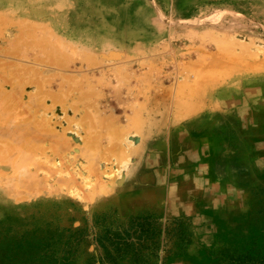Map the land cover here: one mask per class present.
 Here are the masks:
<instances>
[{"label":"rangeland","instance_id":"obj_1","mask_svg":"<svg viewBox=\"0 0 264 264\" xmlns=\"http://www.w3.org/2000/svg\"><path fill=\"white\" fill-rule=\"evenodd\" d=\"M186 2L156 1L153 35L115 42L99 38L102 19L77 21L67 0H0V51L28 66L16 76H83L112 96L102 104L120 124L138 122L127 163L105 140L99 158L75 149L58 166L42 153L1 156L0 264H264V0ZM36 28L75 52L69 65L11 49L13 35L25 44ZM111 52L122 56L103 57ZM16 104L10 119L34 123Z\"/></svg>","mask_w":264,"mask_h":264},{"label":"bare ground","instance_id":"obj_2","mask_svg":"<svg viewBox=\"0 0 264 264\" xmlns=\"http://www.w3.org/2000/svg\"><path fill=\"white\" fill-rule=\"evenodd\" d=\"M1 25L2 24H0V26ZM40 32H42V34H43V31L40 30ZM1 33H2V30L0 28V45L6 43V40H4V39L7 37L5 35L6 37L3 36V38L4 37L5 38L2 39ZM27 35L29 36V34H27ZM31 35H34V33L30 34V36ZM43 37H45V35ZM46 37H48V36H46ZM9 40L10 39H8V41ZM49 41H50V38H49ZM45 42H46V40H45ZM48 42H46V43H48ZM10 43H11V49L13 51H19V52L24 53L25 51H27V52L28 51H30V52L34 51V49H35L30 42L25 41V44H23L24 39L21 37L20 34L18 35V32L16 35L12 36ZM52 44H53V42H52ZM60 44H61V42H60ZM60 44H59V49L61 51V46L63 45V47H64V44H61V46H60ZM30 47H31V50H30ZM40 49H43V47L42 48L40 47ZM45 49L50 50L48 48H45ZM45 49H44V51H45ZM53 51H55V49ZM57 51H58L57 55L59 57V54H60L59 50H57ZM64 51H62V52H64ZM27 52H25V53H27ZM50 53L53 54L54 52L50 51ZM74 53L75 52H73V54ZM83 53H84V51H83ZM4 54H6V53L4 52ZM63 54L64 53L60 54V57H63ZM57 55H55V56L57 57ZM0 56L4 57L3 53H1V51H0ZM49 56H50V54L49 55L47 54V57H45V59L44 58L43 59L47 60V58L49 59ZM64 56H65L64 58L67 60V62L62 61L60 59L56 60L57 59L56 58V59H51L53 61L56 60L52 64L55 63L57 66H59V65L61 66V64H65V66L67 64L69 65V63H71V62H68L69 57L67 58L66 55H64ZM86 56L91 58L90 54L86 55ZM52 57H54V56H52ZM92 57H94V56H92ZM11 59L12 58H10V57L9 58L4 57L2 62H0V66L2 64V66L0 67V76H3V78L0 77V142H1V140H3V141L5 140L9 143V145L11 143L12 146L10 147L7 145L8 143L6 144L3 142L4 145H7L8 148L7 147L0 148V157L3 155V157L5 158V156L8 154L9 155L10 154L15 155V154L28 153V152L30 154L34 153L35 155L42 153L41 155L42 156L44 155V157L42 158V162L44 164H49L50 161L52 159H54L52 166H58L60 164V163H58V160H60V159L56 158V157L59 156V154H61V153H63L62 154L63 157H66L68 155L72 156L73 154H71V153L73 151L75 152L78 150H81L84 153H88V151L92 147L91 149L92 150L94 149V151H90V152H92V153L94 152V154H93V158H94L95 157L94 155L95 154L98 155V153H100V151L96 152L95 148H93V147H96V146L98 147V145L100 147V146L104 145L101 142L102 140L106 141V145L102 146V148L104 149V150L103 149L102 150L104 152L106 151V152H108V154L111 153L110 155H114V156H118V157L121 156V158L119 157L118 162H119V160H122L125 162L126 156L130 155L131 153L134 154V152H132L133 148H131V140L133 141V139L131 138V140H130L129 134L134 132V130L136 128L135 124H137L138 122H136V121H135L136 123L133 122L134 118H136V117H134L133 120H130V122L127 124H124V125L120 124L119 118L113 116L110 113V111L108 113L107 105L102 104V101H108V99H110L112 96L110 97V95H108V93L101 92V88L99 85H98V87H96V85L94 86L93 83L90 81V79L88 80V78H85V77L83 78V76L76 77V78L65 77L66 80H62V78H59V81L57 79L58 77L56 78L55 75L51 76V77H48V76L44 77V76H38L37 74H35V76H34V73H37V72H36V70H34V69H36V67H33V66H32L33 68L30 67L31 71H33V70L35 71V72L34 71L32 72L33 74L28 73V75H24V76H18L19 75L18 74L16 76V74H14V73H16L15 70H17V68H18V70L20 71L21 69H19V68H21L22 64L15 61L17 59L13 60L14 59L13 58L12 59L13 61ZM44 60L41 59V61H44ZM41 61H40V63H42ZM49 62H50V60H49ZM34 63L37 65H40L38 62H34ZM43 63L49 64L48 61L43 62ZM85 63H87V62H85ZM6 64H7V67H5ZM24 65L25 64H23L22 66L25 68L28 67V66H24ZM44 68H46V67H44ZM20 75H22V74L20 73ZM39 75H41V74H39ZM102 82H103L102 80L98 79L96 84L102 85L103 84ZM127 94H128V92H127ZM129 95H130V93H129ZM118 96L120 97L121 95H118ZM122 98H123V96H122ZM126 98H127V96H126ZM141 101H138V102H141ZM20 102L21 103L23 102L25 105H27V107H28L27 110H29V113L32 114V116H33L32 122H34V123H30V124H27L25 126H21V125L15 124L14 119H13L14 121L11 120L12 118L10 119V116L13 115V113L11 114L9 112L11 106L16 104V103L18 104ZM131 104L135 105V103H131ZM131 104H129L128 106H130ZM14 107H16V106H14ZM127 108H129V107H127ZM36 110H39V113H36L35 112ZM133 110H135L134 106H133ZM17 113L20 114L21 112L18 111ZM133 114L136 115V113H133ZM125 116H127V114ZM138 116L139 115H137V117ZM14 117H15V115H14ZM138 118L140 119V117H138ZM126 119H127V117H126ZM143 119H145V118H143ZM57 120H63V123L61 125L57 124V122H56ZM139 121H141V119ZM147 121H148V119H147ZM140 123L141 122H139V124ZM140 126H141V124H140ZM69 128L72 130H69ZM73 142H77L76 146H73L74 145ZM100 143H101V145H100ZM129 145H130L131 149L129 148ZM45 148H47V149H45ZM134 148H135V146H134ZM75 149H78V150H75ZM90 152H89V154H90ZM79 153H77V155ZM106 154H103V155L110 157V155H108V154L106 155ZM82 155H83V153H82ZM84 156H85V154H84ZM84 156H82V158ZM99 156L101 158V154ZM104 156H103V159H104ZM114 156H111V157H114ZM122 157L125 159H123ZM25 158H28V157H26V155H25ZM25 158H22V159H25ZM95 158H99V157H95ZM0 159H2V157ZM83 159H86V158H83ZM111 159H113V158H111ZM29 160L30 159H27V161H29ZM76 160H77V158H76ZM37 161H36V163H38ZM90 161H92V160L90 159ZM105 161H106V159H105ZM122 161L120 163H122ZM106 162H108V161H106ZM67 163H68V161H67ZM88 163H90V162H88ZM93 163L94 162H92L91 164H93ZM125 163H127V162H125ZM11 164H13V162ZM79 164H82V163L80 162ZM95 164L98 165L97 162H95L93 165L95 166ZM24 165H25V163H24ZM60 165H62V162ZM87 165H89V164H85L84 166L83 165L82 166L84 168ZM99 165H101V164H99ZM90 166H92V165H90ZM94 166L92 169H94ZM70 167H71V165H70ZM87 167H85V168L90 171L91 167L90 168L89 167L87 168ZM95 167L97 168V170H99V168H100V167L98 168V166H95ZM33 168H34V166H33ZM76 168H78V167L76 166ZM122 168H124V167L122 166ZM48 169H50V168H48ZM18 170H19V168H18ZM80 170H82V168H80ZM97 170L96 169L92 170V171H95V175L97 173ZM103 170H104V168H103ZM89 171L87 173H89ZM116 172H114V173H116ZM95 175H93V176H95ZM51 177H52V175H51ZM29 178H28V180H29ZM62 178H63V176H62ZM28 180H27V182H29ZM39 180H40V178H39ZM41 181H43V180H41ZM64 181H65V179H64ZM113 181H110V182L112 183ZM69 182L70 181H68V183ZM107 182H108V179H107ZM115 182L117 183V180ZM100 183H102V182H100ZM15 184H16V182H15ZM102 184H104V182ZM32 186H30L27 189L25 188V189L28 191L31 189ZM86 186H88V185H86ZM106 186H108V185L106 184ZM63 187H66V186H63Z\"/></svg>","mask_w":264,"mask_h":264},{"label":"crops","instance_id":"obj_3","mask_svg":"<svg viewBox=\"0 0 264 264\" xmlns=\"http://www.w3.org/2000/svg\"><path fill=\"white\" fill-rule=\"evenodd\" d=\"M156 1H159L160 3L163 4L166 0H67V4L70 14L76 17L77 21L79 19V16H93L102 19L103 22L102 28L99 29L97 27L95 29L97 31V34L99 35V38L104 41L114 39L111 41L116 42L122 40V38L127 35L135 36L137 38L141 34L144 37L148 34L153 35L156 28L155 25L156 7H154ZM181 1L184 4V7L185 6L187 7L186 0H181ZM179 9L184 10V8H178V9L174 8V10H178L177 12L178 14H180ZM158 14L164 16V13L161 10L159 11ZM40 30L41 29L39 28H36L34 30V36H35L34 41H26V42H30L32 46L35 48L34 51H31L33 52V56L35 55V57H40L42 60H44L45 57H47V54L48 55L50 54L49 59L47 58V60L41 61V62L48 61L49 64H52L58 59L67 62V60L64 58L65 57L64 54L63 57H60V54L63 53L62 51L64 50L66 51V49L69 48H67V46L61 40H59V38L54 39L53 44L52 42H49L43 45L41 41L42 38H44L43 36L45 35L46 31L41 30L43 31L42 34ZM60 42L61 44H64V47L63 45L61 46ZM59 44L61 46V51L59 49ZM111 45L104 44V46H111ZM40 47L41 48L43 47V49H40ZM45 48H48L50 50H47ZM53 48L55 49V51H53L54 50ZM57 50H59L60 53L59 57L57 55L58 53ZM50 51L54 53L51 54ZM68 53H73V52L70 51L69 49ZM51 55L54 57H52ZM55 55H57V57ZM72 55L73 54L67 55L66 57L70 58ZM86 55H82V57H84L83 58L84 60H82V62H87V64H92L96 62L95 61L96 59L91 57V55H90L91 58L87 57ZM121 56L122 54L116 52H111L109 54L103 55V57L106 59H108L109 57H121ZM69 58H68V62H71L72 58L71 60ZM51 59H56V60L53 61Z\"/></svg>","mask_w":264,"mask_h":264}]
</instances>
